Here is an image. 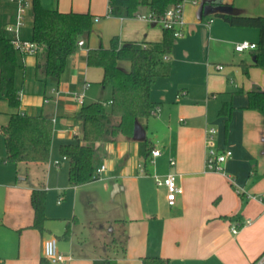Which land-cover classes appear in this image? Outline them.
<instances>
[{
    "label": "crops",
    "instance_id": "1",
    "mask_svg": "<svg viewBox=\"0 0 264 264\" xmlns=\"http://www.w3.org/2000/svg\"><path fill=\"white\" fill-rule=\"evenodd\" d=\"M91 1L88 6L76 7L74 0L70 4H61L60 0L54 9L99 17L98 32L107 33L112 27L110 42L114 36L121 43L162 40L164 30L157 28L159 24L127 17L118 10L110 16L106 12L109 0H99L102 7H94ZM10 5L9 10L2 11L3 26L14 17L15 7ZM220 14L264 16V0L187 1L185 34L175 40L171 73L159 77L150 92L153 107H160L159 114L142 122L138 138L136 126L130 138L121 136L113 143L98 144L100 167L105 166L100 179L108 180L105 185L113 200L102 218H91L90 212L82 216L78 210L80 200L91 203L97 199L98 195L88 190L96 180L88 185H71L69 162L63 156L68 167L61 178V171L53 170V166L59 169L62 162L52 160V149L47 163L9 162L4 136L0 138V264H39L44 241L50 237L58 240L62 253L72 256L58 264H95V260L103 259L116 260V264H142L145 256L168 258L170 264H256L262 259L260 264H264V203L247 196L264 193V120L258 111L246 107L247 92L256 87L264 89V68L251 66L249 82H245L241 63L253 64L255 58L250 49H235L244 40L257 43L259 30L233 27ZM103 17L107 21L102 22ZM23 36L31 38L25 30ZM83 41L80 52L68 58L58 83L44 86L40 81L44 76L40 67L43 49L24 59L19 56L15 85L20 106L15 109L0 97V128L9 122L11 113L20 111L55 118L53 138L58 132L59 148L80 135L81 127L75 119L81 108L77 94L84 92L87 103L92 82L101 84L103 79V70L98 74L88 66L90 48H84ZM237 54L241 55L239 61ZM119 64L126 70L131 67L127 60ZM217 65L224 68L218 70ZM53 89L59 94L55 95ZM105 89L101 87V94ZM95 101L103 100L91 102ZM225 102L233 105L228 122V116L219 114ZM209 127L217 129L216 146L233 151L224 172L206 169ZM144 140L161 154L153 157L151 150L144 160L139 154ZM171 158L176 161L174 166L170 165ZM169 172L177 174L183 189L173 206L168 203L167 188L155 180V175ZM42 187L47 192L44 233L32 227L31 194ZM67 222L71 223V234L63 237ZM232 225L238 226L237 232L232 231Z\"/></svg>",
    "mask_w": 264,
    "mask_h": 264
},
{
    "label": "trees",
    "instance_id": "2",
    "mask_svg": "<svg viewBox=\"0 0 264 264\" xmlns=\"http://www.w3.org/2000/svg\"><path fill=\"white\" fill-rule=\"evenodd\" d=\"M179 0H111L112 12L118 10L127 17H134L142 7L162 13ZM33 24L31 40L44 50L40 67L43 85L58 83L66 71L68 58L79 48L78 41L88 37L94 26V17L89 12H62L44 7L40 0H32ZM233 27L259 30L256 47L250 49L255 60L253 64L243 61L245 74L251 66L264 68V16L220 14ZM6 26V25H5ZM0 25V97L10 106L18 109L20 94L15 85V76L20 67L19 55L11 42V35ZM176 38L171 30H164L160 41H132L121 43L118 36L111 39L109 47L91 48L86 61L90 67L103 70L101 84L111 89L109 101L84 103L75 119L81 127L80 135L74 141L60 145V155L69 162L68 179L71 185H83L101 178L99 175L100 148L98 144L113 143L119 137L130 138L135 133L136 121L151 116L154 103L151 88L159 77L171 73ZM131 63L129 70L120 66V61ZM247 108L258 111L264 120V89L256 87L247 92ZM233 105L225 102L220 115L228 116ZM5 140L7 161L19 163H47L50 160L54 123L46 115H29L16 111L11 113L9 122L0 128ZM152 150L147 140L140 143L139 154L146 160ZM47 192L42 188L33 189L31 203L34 208L32 227L44 233ZM71 234V223H66L63 237ZM123 254L125 247L120 243ZM95 264H116V260H95ZM39 264H52L44 255ZM142 264H170L168 258L160 256L142 257Z\"/></svg>",
    "mask_w": 264,
    "mask_h": 264
},
{
    "label": "built area",
    "instance_id": "3",
    "mask_svg": "<svg viewBox=\"0 0 264 264\" xmlns=\"http://www.w3.org/2000/svg\"><path fill=\"white\" fill-rule=\"evenodd\" d=\"M12 5L15 7L13 20L6 24L5 30L11 35V42L14 49L17 51L18 55L24 59L28 55H36L41 48V46L32 41L31 39H24L21 36V29L26 24V15L27 7L29 5L28 0H9ZM111 1V0H110ZM188 0H179L176 3H173L169 6L164 12L157 13L154 9L148 8L146 12L137 11L134 17L146 21L148 23L159 24L163 30H171L174 33V37L180 38L185 34L186 29V20L184 16L185 4ZM193 4H198V0H191ZM110 14L112 13V7L110 5ZM99 17H96L94 21H99ZM79 46L84 44L83 39L78 41ZM256 47L255 42L248 40L241 41L235 45L237 51H244L247 49H252ZM218 70L224 68L223 65H217ZM52 92L55 95L59 94L58 89H53ZM78 102L84 104V92L77 94ZM46 102L48 99L45 100ZM160 112V107L155 106L151 110V115H157ZM55 121V118H52ZM216 133L217 129L215 127H209L207 129V155H206V169L213 172H224V164L227 160L233 155V151L228 148L219 149L216 146ZM161 154L160 150H152V156L157 157ZM154 162V159L151 160ZM56 164H59V161H56ZM176 164L175 159H170V165L174 166ZM105 169V166H101L99 169V175ZM234 183V179L230 178ZM155 180L157 185H163L167 188L168 191V203L169 205H175L177 197L183 192L182 186L178 184L177 174L174 172H169L163 176L155 175ZM238 192L241 194L240 190ZM249 198L256 199L264 203V193L259 195L248 194ZM62 198H60V201ZM247 223H251V219L247 220ZM238 226L232 225V231L237 232ZM43 255L52 263H64L67 260L72 259V256L65 255L62 253L58 247V240L55 237H50L44 241L43 244ZM262 258V257H261ZM260 260V259H259ZM263 261H257L256 264H260Z\"/></svg>",
    "mask_w": 264,
    "mask_h": 264
},
{
    "label": "rangeland",
    "instance_id": "4",
    "mask_svg": "<svg viewBox=\"0 0 264 264\" xmlns=\"http://www.w3.org/2000/svg\"><path fill=\"white\" fill-rule=\"evenodd\" d=\"M58 1H60V0H40L41 4L44 7L50 8V9L57 8V2ZM74 1H75L76 7H84V6H88V4L90 3L91 0H74ZM71 2H72V0H61V4H66V3L70 4ZM91 2L94 4V7H102V5H103L102 1H99V0H92ZM28 3H29V5L27 7L26 24L21 29L22 38H24V36H23L24 30L27 32V36H29V37L31 36V31H32V24H33L32 0H28ZM109 7H110V3L108 2V9L106 11L107 13H110ZM5 8L8 10L11 8L10 1L9 0H0V25H3V22H4L2 11H4ZM110 16H111V14H110ZM105 21H107V18L103 17L102 22H105ZM99 24L100 23L94 21V26H93L91 36L89 38L86 36L83 38L86 41V45L84 46V48H90L91 49V48L100 47V46H105V47L109 46L110 38L112 36L111 35L112 27L111 26L109 27V29L107 30V33H101V32L97 31ZM160 27H157V28L161 30L162 27L161 28ZM159 36L161 38L162 31H160ZM80 50H81V47L79 46L78 50L74 54L79 53ZM245 53L249 57V51H246ZM240 56L241 55H238V54L236 55V57H235L236 61L240 60ZM256 68L261 69L260 67H256ZM91 69H92V72H95L98 74L102 73L101 72L102 69L99 67H91ZM249 75H250V73H248V74L244 73V77L246 80L245 82H249V79H250ZM101 87H102V85L99 82H96L95 80L92 82L91 87L88 90L86 89L87 90V103H90L93 100H103V102L107 101V98L109 97L111 89L106 88L104 93L101 94ZM230 88H231V86H230ZM98 94H101V95H99V97H97ZM143 121L144 120H137L136 121V123H137L136 124L137 129H136V134H135L136 138H138L142 133V122ZM55 131H57L56 128H55ZM57 133H56L55 138H53L52 160L55 161L58 159L62 162V165L60 166L59 169L56 166H53L54 167L53 170L61 171V178H62V177H64L65 173L67 174L68 163H67V161L63 160L62 156L60 155L58 146H59V142L61 139L58 138ZM2 137H3V135L0 132V138H2ZM2 145H3V139H2ZM4 148H5V146H4ZM5 151H6V148H5ZM6 155H7V152H6ZM98 155H99L98 158L101 157L100 151H99ZM163 166L165 167L166 163ZM39 172L41 175L42 171L39 170ZM53 179H54V177L52 178V182H53ZM67 180L68 179H67V175H66V181ZM107 182H108V180L105 177H103L100 180L94 181L91 184V186L88 187V190L90 192H93L98 196H97V199H92L93 201L91 203L85 201V199L80 200V203L78 204L79 205L78 210H79L80 214H82V216H84L83 214H85V213L87 215H89L88 213L90 212L91 218H102L101 216L106 215L110 211L109 208L113 204V200H112L111 194H109V192L106 188L105 183H107ZM88 184H90V182L86 183V185H88ZM68 185H69V183H68ZM118 201H119V199H118ZM89 217L90 216H88V218ZM52 221H54V220H52ZM54 223H58V222H54ZM81 228L82 227L80 226L78 228V230Z\"/></svg>",
    "mask_w": 264,
    "mask_h": 264
}]
</instances>
